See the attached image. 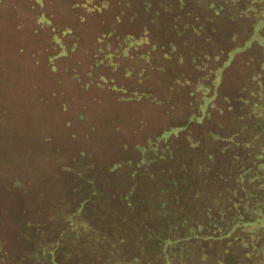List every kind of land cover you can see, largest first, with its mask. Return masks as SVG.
<instances>
[{
	"label": "rangeland",
	"instance_id": "rangeland-1",
	"mask_svg": "<svg viewBox=\"0 0 264 264\" xmlns=\"http://www.w3.org/2000/svg\"><path fill=\"white\" fill-rule=\"evenodd\" d=\"M86 1L0 0V264H257L264 0Z\"/></svg>",
	"mask_w": 264,
	"mask_h": 264
},
{
	"label": "trees",
	"instance_id": "trees-1",
	"mask_svg": "<svg viewBox=\"0 0 264 264\" xmlns=\"http://www.w3.org/2000/svg\"><path fill=\"white\" fill-rule=\"evenodd\" d=\"M90 1H93V0H87L86 1L87 2L85 4L86 7L89 5V3H91ZM220 1H225V0H220ZM229 1H231L232 3L231 2H227V3H229L230 5H233V7L235 8L234 14L236 16H238L239 19L246 18V17H249L250 15H252L250 12L252 11V7H254V6H251V5L244 6V2L246 0H229ZM252 1L256 2V0H252ZM209 5L213 8V4L212 3L209 4ZM212 8H211V10H212ZM210 22H211V19L208 18L207 20H205L203 22V24H200V26L198 28H196V26L194 24H186V29H190V27H191V29L196 28L194 32H197V35H199L201 32L207 30V28L210 29V27L208 26V23H210ZM255 27L252 30L256 29ZM208 32L216 34L213 31H208ZM124 40H126V42H125L126 44H120V45H129V47L130 46H135V45H133V44H135V40L134 41L133 40L129 41L128 39H124ZM249 42H250V38H247L245 40V42H243V43L234 41V43H235L234 46L236 47L235 49L236 50H241V49H244V48L247 49ZM234 46H232V47H234ZM195 59H197V58H195ZM222 61L225 62L226 60H222ZM260 209H262V208H260ZM250 210L251 209H249L248 206H247V210H244V209L240 210L241 212H238V214H236L234 216H230V219H228V220H224L222 222V224L220 225L221 227H219L217 230H212V231L209 230L210 233H203L204 234L203 235L202 233H198V231L191 230V232L188 234V236H189V238L195 239V240H197V239L202 240L203 239L202 240L203 243H215V242L219 241L220 239L228 238V236L231 235L232 232H236V230L238 228L244 227L245 225H247V224H249V223H251L253 221L260 220V219L264 218V214H263L262 211H259L260 215L257 214L256 216H250V214H249ZM200 221L201 220H195L196 225H199ZM185 222H186L185 223L186 225H190L191 221L189 219V220H187ZM203 222L204 221L202 220L201 223H203ZM191 228H192V226L189 227V229H191ZM186 237H187L186 235L178 236L177 239L178 240L189 239V238H186ZM32 242L35 244L34 250H37L39 248L41 250V252H42L41 254H43L44 252H43L42 249L45 248L44 245H46L48 242H46L43 239H40L39 241L33 240ZM49 256H50V254H49ZM30 258H31L30 256H28V258H25V256H24V258L21 259L22 263L23 264H28V262H30ZM189 259H190V257H185L184 258L183 261L187 262V263L185 262V264H190V260ZM260 260L261 261L258 260V261H255V262H257V264H264V252H262V258H260ZM53 263H54V261L51 260V262L48 261L47 264H53ZM220 263L221 264H228L227 261L226 262L225 261L224 262H220ZM236 263L239 264L238 262H236ZM246 264H256V263H253L252 261L248 260V262H246Z\"/></svg>",
	"mask_w": 264,
	"mask_h": 264
},
{
	"label": "crops",
	"instance_id": "crops-1",
	"mask_svg": "<svg viewBox=\"0 0 264 264\" xmlns=\"http://www.w3.org/2000/svg\"><path fill=\"white\" fill-rule=\"evenodd\" d=\"M136 44V43H135ZM135 44H133V45H135ZM132 45V44H131Z\"/></svg>",
	"mask_w": 264,
	"mask_h": 264
}]
</instances>
